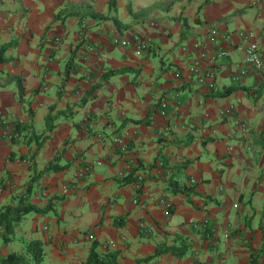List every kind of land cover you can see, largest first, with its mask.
<instances>
[{
  "label": "crops",
  "instance_id": "obj_1",
  "mask_svg": "<svg viewBox=\"0 0 264 264\" xmlns=\"http://www.w3.org/2000/svg\"><path fill=\"white\" fill-rule=\"evenodd\" d=\"M109 2L0 0V46L16 43L0 64V208L50 209L9 243L0 227V261L39 240L43 264H86L95 242L112 264H247L264 247V69L246 62L251 43L264 57V0ZM68 4L109 17H65ZM137 35L148 50L115 43ZM194 58L216 71L214 90ZM16 122L32 123L19 143ZM32 133L49 139L39 149ZM159 246L189 252L145 262Z\"/></svg>",
  "mask_w": 264,
  "mask_h": 264
},
{
  "label": "trees",
  "instance_id": "obj_2",
  "mask_svg": "<svg viewBox=\"0 0 264 264\" xmlns=\"http://www.w3.org/2000/svg\"><path fill=\"white\" fill-rule=\"evenodd\" d=\"M118 6V0H110L109 2V11L110 13L116 11ZM144 11L141 12L140 14H136L135 17L138 19L144 18L147 16L150 12ZM133 14V12H131ZM81 15L84 14L85 16H92L93 18H102V19H107L109 16H104L101 14L96 13L91 6H75L72 4H68L65 9L61 12V15ZM60 14L57 16L59 19ZM83 17V16H82ZM117 19V18H116ZM16 43H9L5 44L3 46H0V64L7 63L9 59L7 58V53L12 49V47L15 46ZM77 49V48H76ZM76 49H73L72 51V56L70 61L67 64V76L69 74L70 69L74 66V52ZM19 95L21 101H25V89L24 86L19 83ZM234 90H228L227 92H224L223 94H220L219 96H228L231 93H233ZM217 96V95H216ZM51 110V113L47 116L46 121H47V132L52 133V131L55 128V117L53 116ZM31 117H33L32 111L30 112ZM32 128V123L29 124H22L20 122H16V124L13 127V138L11 142L13 143H19L21 142V137L22 134ZM26 137H24L25 139ZM49 139V136H44V135H36L35 133H32V135L29 137V140H25V143H29L31 140H35L38 148L40 149L42 147V144ZM188 142H185L184 144L187 145ZM65 168L64 167H57L54 166V163H51L47 169L46 172H59L63 171ZM134 181L133 178L128 177L125 179L126 183H132ZM23 200V199H22ZM50 209L47 208L45 210H41L37 207L34 206H26V207H14L12 205H7L3 206L0 208V227L4 229V242L9 243L12 240V236L15 232V228L17 225L22 221L23 217H25L27 214L31 212H37V213H46L49 212ZM120 224H123L121 222ZM189 252V247H166V246H159L157 249V252L154 256H151L150 258H147L144 260L145 262H151L158 258L161 255L164 254H173L176 257L183 258L187 255ZM264 253V247L261 248L260 252L258 253H251V256L247 262V264H261V259L262 255ZM45 258V252L43 248V244L39 240L35 241H30L26 244L25 251L21 253H11L9 254L6 258L0 261V264H43ZM86 264H112L108 261H106L104 258H102L98 252V243L95 242L92 246L89 258L86 262ZM140 264V262H139Z\"/></svg>",
  "mask_w": 264,
  "mask_h": 264
},
{
  "label": "built area",
  "instance_id": "obj_3",
  "mask_svg": "<svg viewBox=\"0 0 264 264\" xmlns=\"http://www.w3.org/2000/svg\"><path fill=\"white\" fill-rule=\"evenodd\" d=\"M227 36H221L219 31L214 29L211 31V40L215 45L220 44V41L222 39H226ZM115 43L121 44L123 46H130V45H136L142 50H148L152 42L151 40L144 38L142 36H134L131 39H121L117 38L115 40ZM195 47V45H194ZM224 54V51L220 50L219 54L222 56ZM246 62L247 64L253 66L257 71H262L264 69V57L261 54L260 46L258 43H251L247 49H246ZM189 72L196 76L199 80V82L202 85H205L207 90L212 91L215 89V82H216V71L215 70H208L203 72L202 63L199 58H194L189 66ZM167 108V104L163 105V109L165 110ZM8 140L11 141L13 138V133H10L8 136ZM90 171V169L84 168L81 170V175H85ZM144 176L140 175L137 177L136 181L133 183V186L136 190H141L143 186ZM135 203H138V200H135ZM162 203L167 206L168 208L171 207V203L167 201L166 199L162 201Z\"/></svg>",
  "mask_w": 264,
  "mask_h": 264
},
{
  "label": "rangeland",
  "instance_id": "obj_4",
  "mask_svg": "<svg viewBox=\"0 0 264 264\" xmlns=\"http://www.w3.org/2000/svg\"><path fill=\"white\" fill-rule=\"evenodd\" d=\"M126 1H127V0H122V2H124V3H125ZM15 245H16L18 248L21 247V244H20V243H18V244L15 243Z\"/></svg>",
  "mask_w": 264,
  "mask_h": 264
}]
</instances>
